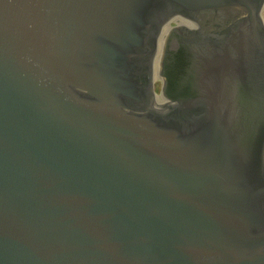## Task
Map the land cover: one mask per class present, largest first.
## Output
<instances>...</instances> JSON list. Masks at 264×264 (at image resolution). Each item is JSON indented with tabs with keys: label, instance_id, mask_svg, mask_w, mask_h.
Here are the masks:
<instances>
[{
	"label": "water",
	"instance_id": "obj_1",
	"mask_svg": "<svg viewBox=\"0 0 264 264\" xmlns=\"http://www.w3.org/2000/svg\"><path fill=\"white\" fill-rule=\"evenodd\" d=\"M0 264H264V0H0Z\"/></svg>",
	"mask_w": 264,
	"mask_h": 264
}]
</instances>
